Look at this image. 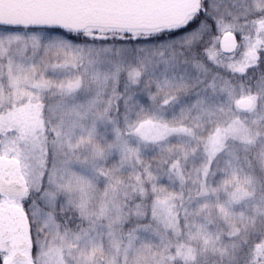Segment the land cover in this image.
<instances>
[{"label":"snow or ice","instance_id":"1","mask_svg":"<svg viewBox=\"0 0 264 264\" xmlns=\"http://www.w3.org/2000/svg\"><path fill=\"white\" fill-rule=\"evenodd\" d=\"M18 27L0 25V35L8 37V49L0 38V78L6 76L19 101L10 113L12 135L0 120V201L6 199L9 209L5 222V206L0 203V264H52L53 253L45 250L51 230L65 239L73 233L78 243L94 245L97 236L103 243L107 229L128 255L151 250L155 246L143 234L163 242L176 225L177 200L186 216L199 217L208 207L206 198L218 191L210 188L208 178L215 175L212 168L221 154L229 155L237 140L241 142L237 153L264 149V127L246 125L234 113L230 119H213L218 112H231L233 101L249 113L257 112L264 93V0H194L183 23L160 30L173 37L169 46L147 54L143 48L116 49L110 70L81 47L51 39L57 34L52 25L48 42L42 45L33 35L31 51L28 44L11 50L20 40L14 32ZM160 32H149L143 39ZM127 37L141 39L132 32L120 38ZM173 103L180 107V115L168 120L167 109ZM101 125H111V140L100 135ZM210 125L214 127L201 144ZM172 136L178 138L175 145L169 143ZM149 146L159 150L155 167L143 160ZM201 150L209 162L186 178L181 160L186 164ZM114 154L117 164L106 168ZM234 159L238 162V155ZM5 160L18 170L6 168ZM226 164L231 179L225 173L223 182L231 184L240 169L232 158ZM128 166L134 179L124 181ZM162 175L179 182V195L161 185ZM189 184L199 199L194 200ZM73 185L82 193L100 194L93 216L85 218L83 203L78 205L80 222L74 227L64 217L77 205L61 198L63 189ZM250 187L244 178L227 193L219 203L225 216L232 214L235 203L251 198ZM186 189L187 204L195 202L196 208L186 206ZM22 221L27 222L26 235ZM210 222L197 225L206 243L212 239L207 232ZM189 258L191 250L185 254Z\"/></svg>","mask_w":264,"mask_h":264},{"label":"trees","instance_id":"2","mask_svg":"<svg viewBox=\"0 0 264 264\" xmlns=\"http://www.w3.org/2000/svg\"><path fill=\"white\" fill-rule=\"evenodd\" d=\"M35 32H44L46 34L44 43L48 42L50 37L48 35L51 30H30ZM160 32V31H158ZM115 37V38H114ZM51 39L56 41L69 42L73 46H79L82 48L84 52L91 53L92 55L95 53V58L99 60L105 70H110L113 66V61H115V57L112 54L116 49L124 48V49H135V48H143L145 50V54L149 52H154L158 48L167 47L173 42V37L167 32H160L159 35H153L149 40H144L141 37L140 40H132L131 37H127L125 39L119 38L117 35L109 38V39H101L95 38L92 39L90 36L86 35L84 32H74V31H60L57 30V34L52 36ZM108 48V50H112L111 52L106 53L103 51L101 54H96L97 51L101 49ZM125 73L127 69H124ZM126 79L125 75L121 76V84L124 83ZM115 86V80L108 85L111 90ZM6 94L10 95V89L6 84ZM147 90L145 89V92ZM160 95H164L161 93ZM263 94H261L262 96ZM181 102L186 104L187 101L184 97H181ZM231 112H218L216 116L213 118L215 121H221L224 119H230L231 114L234 113L235 116L240 115H249L248 112H243L236 109L232 105ZM259 113L258 119L260 121L254 122L251 121L248 125L255 128L258 125L260 127H264V124H261V118H264V99H260L258 102ZM180 115V107L173 103L167 109V118L168 120H172L173 117H178ZM256 120V118H255ZM212 127L214 125L209 126L208 132L204 133V136L201 138L200 143L203 144L207 136L211 133ZM99 133L101 136L112 138V127L108 125L107 127L101 125ZM177 137L172 136L169 138V143L175 145L177 142ZM111 140V139H110ZM240 141L237 140L235 142V147H231L229 149V155L221 154L216 163L213 165L212 171L215 173L214 176L210 175L208 178V184L210 188H218L217 195L214 196V192H210L209 196L206 198L214 199V203L209 206V208L204 212V216L210 218L213 222V230L220 233L223 236V239L230 244V248L228 249L227 257H222L218 253L212 252V256L204 257L201 261H195V256H198L200 251L198 247L191 246L188 241V231L189 228L185 221L186 214L183 208L179 207L180 201L177 200V208L176 212L178 213V219L175 227L167 232L164 235V238L169 241L172 246V250L168 253L173 260V264H264V149L254 150L247 155L240 151L237 153L236 148L240 146ZM238 155V162L234 159ZM159 158V150L149 146L143 152V160L145 162H151L153 167L156 166ZM232 158L233 165L240 169L239 175L236 179L232 180L231 184H225L224 176L225 173H229V178L231 179L230 170L228 165L226 164V160ZM118 154H114L110 157L105 167L114 166L118 162ZM209 162V158L206 156L203 150L199 151L197 155L193 158L188 159L185 164L183 160H181V165L186 168V178L188 173H192L194 168L200 167L201 165L207 164ZM139 170V166L137 168ZM135 173L132 172L131 166L125 167L124 172L122 174V180L129 181L130 179H134ZM244 178H247L250 181L252 187H250V191L252 192L251 199H255L258 201L259 215H255L251 212V210L246 209L245 203L233 208L232 214L230 216H225L224 213L219 208V203H222L225 199H227V193H231L235 191L238 186V181H242ZM161 185L165 187L169 192L179 195L181 193V188L179 182L170 181L167 176L161 177ZM189 189H191V195L194 200L199 199L196 196V190L189 184ZM189 191L186 189L183 192L184 202L186 206L188 202ZM203 201V200H201ZM240 207H244V210L238 209ZM80 209L77 208H68L65 212V221L72 225L73 227L78 224L80 221L77 219V213ZM247 214L248 217L243 219L244 214ZM48 237V235L46 236ZM191 250L192 258H189L190 262L187 263L185 260V254ZM194 250V251H193ZM180 254V256H178ZM185 260V261H183Z\"/></svg>","mask_w":264,"mask_h":264},{"label":"rangeland","instance_id":"3","mask_svg":"<svg viewBox=\"0 0 264 264\" xmlns=\"http://www.w3.org/2000/svg\"><path fill=\"white\" fill-rule=\"evenodd\" d=\"M160 30H147V29H139V30H113V29H98V28H89L84 32L86 35L92 37L95 35L97 38L101 39H109L115 35L119 38L124 36L125 32H132L134 35H138L144 37L149 32H158ZM15 33H18L20 40L17 43L12 45L11 50L19 49L23 47V45H29V51H31V38L33 35L40 38V43L43 45L46 34L44 32H35L24 29H14ZM106 37V38H105ZM0 38L5 40V49H8L6 35H0ZM47 38V37H46ZM64 41V40H62ZM9 50V51H11ZM105 49H101L97 51L96 54H101L103 51L106 53ZM87 55L88 52L86 51ZM95 57V53L93 54ZM51 75V73H50ZM6 84L7 78H0V120L4 122L6 130H9V135H12L10 128L12 125L10 124V113L16 111L19 107V101L12 94H6ZM11 92V90H10ZM261 96V99H264V93ZM103 96H101V102H103ZM233 106L238 109L237 102L233 101ZM239 110V109H238ZM259 107L256 113H249V115H240L238 118L248 125L251 121H253V117L256 118L255 122L260 121L258 119ZM100 130V128H99ZM107 139H111L108 137ZM79 168V165H77ZM106 168H112V166H107ZM104 184L103 181L100 183V188L103 189ZM252 187V186H251ZM252 191L253 190H250ZM251 192V193H252ZM218 192H214V196L217 195ZM99 193L96 196H92L91 194L82 193L79 187L73 185L71 187H65L62 191V202H72L77 205V210L79 209L78 205L83 203L84 206V215L85 218L91 217L98 212L100 207ZM252 197V196H251ZM202 203L204 201H201ZM208 207L204 210V212L209 208L210 205L214 203V199L208 198ZM4 206L7 205V201H0ZM245 203V205H244ZM243 204L246 206V209L251 210L255 215H259V205L258 201L255 199H247L245 201H241L236 203L237 206ZM190 208H196L197 205L193 202L189 205ZM235 205H233V208ZM238 209L244 210V207H240ZM204 212L199 217L186 216L185 221L189 228L188 231V243L195 247H198L200 253L198 256H195V261H201L204 257L212 256V252L218 253L222 257H227L228 249L230 248V244L227 243L223 236L213 230V222L210 218L204 216ZM248 215L245 213L240 217L246 218ZM207 221H211L207 224V232L211 234V241L208 243L205 242L206 235L204 233L198 232L197 225L206 223ZM100 221H97V225H99ZM103 243H100V237H96V243L93 245L91 243L84 244L78 243L75 239V234L69 233V239H65L64 236L58 235L54 230H51L48 233V237H46V251L53 253V261L52 264H173V260L171 256H169V252L172 250V246L168 240L163 237V242L160 239L153 236L151 233L143 234V239L149 241L155 247L151 250H144L141 252L133 253L132 255H128L125 252V245L121 244L117 239H114L107 235V229H104ZM42 247H44V242H41ZM194 251V250H193ZM180 256V254L178 255ZM187 263L190 262L189 259ZM183 260V261H185Z\"/></svg>","mask_w":264,"mask_h":264},{"label":"water","instance_id":"4","mask_svg":"<svg viewBox=\"0 0 264 264\" xmlns=\"http://www.w3.org/2000/svg\"><path fill=\"white\" fill-rule=\"evenodd\" d=\"M193 5L194 0H0V25L44 30H52L48 27L52 25L74 32L89 28L161 30L183 23ZM237 107L247 112L238 103ZM4 163L6 168H19L11 161ZM8 211L4 207L5 222ZM18 215L22 220V214ZM22 227L26 235V221Z\"/></svg>","mask_w":264,"mask_h":264},{"label":"flooded vegetation","instance_id":"5","mask_svg":"<svg viewBox=\"0 0 264 264\" xmlns=\"http://www.w3.org/2000/svg\"><path fill=\"white\" fill-rule=\"evenodd\" d=\"M6 200V199H5ZM5 207H8V205H5Z\"/></svg>","mask_w":264,"mask_h":264}]
</instances>
